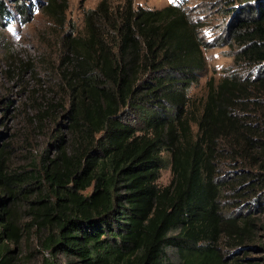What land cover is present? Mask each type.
Returning a JSON list of instances; mask_svg holds the SVG:
<instances>
[{
  "label": "trees",
  "instance_id": "1",
  "mask_svg": "<svg viewBox=\"0 0 264 264\" xmlns=\"http://www.w3.org/2000/svg\"><path fill=\"white\" fill-rule=\"evenodd\" d=\"M234 1L248 15L230 34L252 75L208 82L199 107L203 43L179 6L87 14L61 58V122L37 116L55 123L57 151L14 165L0 146V264L32 237L79 264H264V0ZM223 154L247 169L239 189L219 178Z\"/></svg>",
  "mask_w": 264,
  "mask_h": 264
},
{
  "label": "rangeland",
  "instance_id": "2",
  "mask_svg": "<svg viewBox=\"0 0 264 264\" xmlns=\"http://www.w3.org/2000/svg\"><path fill=\"white\" fill-rule=\"evenodd\" d=\"M8 13L0 17V146L9 145L11 161L23 165L45 149L57 151L54 142L55 123L61 122V107L65 96L61 91V58L69 39L82 36L85 19L90 11L98 15L116 11L127 4L133 8L161 10L170 5L179 6L197 26L203 43L205 69L199 83L189 90L192 105L200 106L207 95V83L219 85L227 76L247 79L252 65L242 62L240 48L231 38L238 18L247 17L246 7L235 9L233 0H2ZM242 5H239V7ZM237 7V6H236ZM245 13L242 12L244 10ZM242 13V15H241ZM48 104L50 105L48 107ZM50 110L49 118L42 114ZM50 114V113H49ZM254 114V113H253ZM59 118V119H58ZM195 130V127H193ZM225 149V148H223ZM224 155L217 162L218 173L224 185L236 189V172H247ZM165 168L157 181L159 187L171 181L170 156L163 153ZM238 182V180H237ZM88 190L85 194H89ZM238 200L234 193H222L224 212H235ZM242 211L243 208H240ZM32 237L23 242L22 250L12 264H79L63 255H51ZM172 259L175 251L169 249ZM254 256V255H253ZM261 257V255H256Z\"/></svg>",
  "mask_w": 264,
  "mask_h": 264
}]
</instances>
